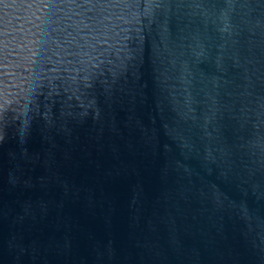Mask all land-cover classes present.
Returning a JSON list of instances; mask_svg holds the SVG:
<instances>
[{
  "label": "water",
  "instance_id": "water-1",
  "mask_svg": "<svg viewBox=\"0 0 264 264\" xmlns=\"http://www.w3.org/2000/svg\"><path fill=\"white\" fill-rule=\"evenodd\" d=\"M0 264H264V0H0Z\"/></svg>",
  "mask_w": 264,
  "mask_h": 264
}]
</instances>
